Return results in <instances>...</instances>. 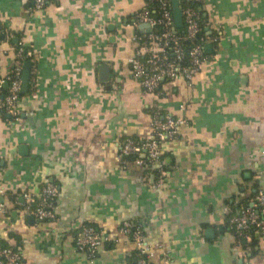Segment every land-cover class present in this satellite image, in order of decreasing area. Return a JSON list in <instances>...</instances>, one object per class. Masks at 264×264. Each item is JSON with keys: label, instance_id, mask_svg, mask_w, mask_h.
<instances>
[{"label": "crops", "instance_id": "1", "mask_svg": "<svg viewBox=\"0 0 264 264\" xmlns=\"http://www.w3.org/2000/svg\"><path fill=\"white\" fill-rule=\"evenodd\" d=\"M198 4L219 39L204 49L212 58L192 84L149 93L130 67L133 37L151 30L133 26L146 0H52L39 12L33 0H0V79L17 48L33 52L19 118L0 115V238L21 264H136L125 222L142 224L150 264H264V240L230 227L264 192V0ZM153 110L188 121L161 144V184L155 169L120 162L124 139L150 137ZM50 183L56 218L42 222L27 196ZM88 225L110 239L95 258L75 245Z\"/></svg>", "mask_w": 264, "mask_h": 264}, {"label": "built area", "instance_id": "2", "mask_svg": "<svg viewBox=\"0 0 264 264\" xmlns=\"http://www.w3.org/2000/svg\"><path fill=\"white\" fill-rule=\"evenodd\" d=\"M51 1L33 0V10L36 12L43 11ZM148 1L150 0H146L145 8L138 12L133 19L134 27L140 24H148L151 28L148 35H135L133 37V41L139 45L135 56L130 60L134 78L149 93L156 92L166 80L183 78L192 84L199 71L210 61L209 56L205 53V46L210 43H219L218 37H211L205 41L204 46L195 44L189 51H185L182 46L184 40L193 41L202 31L199 12L189 6L190 3L198 4L199 0H181L183 23L186 28L184 38L179 36L174 28L172 6L168 0H151L158 2L159 17L152 15L153 10L150 9ZM184 3L187 6H184ZM159 29L160 33L158 32ZM4 36L5 33L0 26V38ZM153 44L158 48L157 53L145 52V49ZM169 48L172 52V58L167 55ZM30 58H33L32 50L17 48L16 60L11 73L6 78L0 79V115L8 117L11 121L19 118L18 102L22 90V64L25 59ZM186 60H188V64L184 65ZM5 84H8L9 88L6 96L2 92ZM187 124L186 119L171 114L153 115L150 137L138 141L133 138L124 139L120 148V162L127 163L132 160L137 166L155 169L158 184H161L166 176L161 144L177 139L180 128L187 126ZM0 195H2V191H0ZM58 195V186L54 183L47 184L37 196H27L28 208L30 209L31 205L35 206L32 211L39 221L55 220ZM230 227L237 232L240 239L245 241L251 239L252 232L264 240V192H259L249 206L242 208L231 217ZM120 233L129 236L135 242L137 264H150L153 253L150 246L144 241L142 224L125 222L120 228ZM109 242L110 239L107 235L90 225L82 227L75 237L77 250L87 253L91 258H95L100 248ZM21 263V255L12 248L4 247L0 238V264Z\"/></svg>", "mask_w": 264, "mask_h": 264}, {"label": "trees", "instance_id": "3", "mask_svg": "<svg viewBox=\"0 0 264 264\" xmlns=\"http://www.w3.org/2000/svg\"><path fill=\"white\" fill-rule=\"evenodd\" d=\"M168 2H169V4H171V0H168ZM148 3H149V6H150V9H152L153 11H152V15L153 16H156V17H159V14H158V9H159V5H158V2H156V1H148ZM184 6H187L185 3H184ZM189 6L190 7H192V8H195V9H197V11L199 12V15H200V17H201V27H202V31L200 32V34L197 36V38L195 39V40H193V41H191V40H184L183 42H182V46L184 47V49H185V51H189L195 44H202V46H204V44L206 43L205 41L206 40H208L209 38H211L212 36H209L208 34H207V31H206V27H207V24H206V19H205V17H204V15H203V13L199 10V4H196V3H190L189 4ZM186 28L185 27H183L182 29H179V30H177V34L179 35V36H181L182 38H184L185 37V35H186V30H185ZM158 32L160 33V29L158 30ZM214 46L215 47H217V44H214ZM167 55H168V57L169 58H172L173 56H172V52H171V50H170V48L167 50ZM209 58L211 59L212 57H210L209 56ZM33 58H30V59H25L24 61H23V64L22 65H24L26 62H28V61H31ZM188 64V60H186L185 62H184V65H187ZM167 81V80H166ZM8 91H9V88L7 87V88H3V90H2V92H3V95H7L8 94ZM21 97H22V94H21ZM151 114H152V116L153 115H156V114H160L161 116L163 115L162 113H160L158 110H153L152 112H151ZM134 140H136V141H138V139L137 138H133ZM131 162H133L132 160H131ZM165 168H166V166H165ZM150 169H152V168H150ZM258 193V192H257ZM256 193L253 195V198H255L256 197ZM247 206H249V205H247ZM246 206V207H247ZM35 208V206L34 205H31L30 206V210H33ZM245 208V207H244ZM234 215V213H232V216ZM231 216V217H232ZM89 226V225H88ZM90 226H92V227H94L96 230H97V228H96V226H94V225H90ZM231 231L234 233V235L237 237V239L239 240L240 238H239V235H237V232L235 231V230H233V229H231ZM256 233H254V232H252L251 233V238L253 239V240H256ZM1 244H2V241H1ZM3 245V244H2ZM4 246V245H3ZM4 247H6V246H4ZM6 248H9V247H6ZM137 257V253H135V258ZM135 264V263H134ZM136 264H137V262H136Z\"/></svg>", "mask_w": 264, "mask_h": 264}, {"label": "water", "instance_id": "4", "mask_svg": "<svg viewBox=\"0 0 264 264\" xmlns=\"http://www.w3.org/2000/svg\"><path fill=\"white\" fill-rule=\"evenodd\" d=\"M171 6L173 11V21H174V28L175 30L182 29L184 27L183 23V10H182V3L181 0H171ZM208 30V29H207ZM208 53L211 52L212 47L210 45L205 46L204 48ZM31 68L32 62L28 61L23 66V73H22V90L21 94H25L29 89L30 84V76H31ZM104 75H106L107 68L103 70ZM5 88L8 87V84L4 86ZM145 157V155H143ZM152 183L154 182V178H151Z\"/></svg>", "mask_w": 264, "mask_h": 264}]
</instances>
